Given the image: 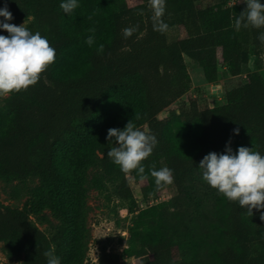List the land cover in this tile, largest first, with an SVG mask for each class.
Listing matches in <instances>:
<instances>
[{"label":"trees","instance_id":"obj_1","mask_svg":"<svg viewBox=\"0 0 264 264\" xmlns=\"http://www.w3.org/2000/svg\"><path fill=\"white\" fill-rule=\"evenodd\" d=\"M5 2L0 0V8ZM62 2L7 0L11 22L32 18L26 27L40 32L56 50L55 63L39 82L8 94L0 110V180L40 179L35 201L27 200L22 208L0 202L3 251L21 264H47L43 253L49 249L61 264H83L90 236L86 195L92 168H100L91 179L99 189L116 183L120 197L130 199L131 176L148 198L161 190L150 174L153 164L161 168V161L174 170L177 191L188 193L203 157L223 153L229 141L234 153L245 146L264 155V78L258 70L226 90L224 104L200 107L190 95L185 63L186 58L197 62L209 84L218 81V66L231 77L240 76L250 55L264 49L257 39L264 29L235 28L246 4L166 0L163 19L179 32L169 42L167 31L153 30L151 6L144 0H78L79 7L70 14L60 8ZM136 25L139 30L124 38L122 29ZM92 35L95 43L89 47L85 41ZM183 96L188 105L179 110L181 123L172 128L158 115ZM129 120L158 140L142 162L144 180L135 170L125 174L107 156L117 146L114 139L108 141V129H123ZM215 208L217 223L208 237L216 242L210 244L206 237L198 241L188 225L169 220L165 203L146 207L134 220L124 255L134 256L136 264H264V209H253L250 216L221 193ZM46 209L59 221L52 237L30 218ZM41 218L49 221L46 215ZM204 247L207 254L202 256L198 251ZM119 263L118 257L101 260Z\"/></svg>","mask_w":264,"mask_h":264},{"label":"clouds","instance_id":"obj_2","mask_svg":"<svg viewBox=\"0 0 264 264\" xmlns=\"http://www.w3.org/2000/svg\"><path fill=\"white\" fill-rule=\"evenodd\" d=\"M149 3L153 30L166 32L169 28L163 19L166 0H149ZM242 3L246 4V7L235 19L236 30L249 26L264 29V3L261 0H242ZM77 7L78 0H64L60 4L66 14H70ZM0 17H3V20H0V29L8 33L7 36L0 35V96H7L36 85L41 79V74L55 63L56 50L40 32L33 34L24 23L17 26L8 22L14 17L8 9L7 0L4 7L0 8ZM138 30L139 25L124 28L123 36L130 38ZM89 31L94 33L95 29L90 28ZM257 39L264 44V32H261ZM85 43L91 47L95 43L94 35L89 36ZM103 51L104 45L101 44L98 52ZM233 131L239 135V128ZM107 139H114L117 145L107 152L113 163L125 174L135 170L141 180L147 179L142 162L151 156L157 146L156 136L141 130L129 120L123 129H108ZM230 143L231 141L223 153L210 152L205 155L199 163V168L203 170V180L211 188L223 194L229 201H238L240 207L246 208L247 213L253 216V209H264V155L254 151L252 147L245 146L238 147L234 153ZM150 174L155 178L158 189L174 182V170L169 167L156 170L153 164ZM260 220L264 221V212H261ZM43 255L47 264H61V259L54 249L45 251Z\"/></svg>","mask_w":264,"mask_h":264},{"label":"rangeland","instance_id":"obj_3","mask_svg":"<svg viewBox=\"0 0 264 264\" xmlns=\"http://www.w3.org/2000/svg\"><path fill=\"white\" fill-rule=\"evenodd\" d=\"M144 2L150 6L149 0H144ZM211 2L231 6L229 5L231 0H211ZM31 20L32 18L19 23L8 22L17 26L24 23L27 26ZM0 35L7 36L8 33L2 29ZM167 37L169 42L178 37L176 26L168 28ZM250 61V64L245 66L242 75L230 79H226L228 73L223 70V67L218 66L219 79L213 84L221 85L222 94L219 95V91L213 93L208 85H204L205 78L201 66L190 58H186L185 63L192 80L190 95L197 98L200 107L224 104L226 102L225 91L246 82L249 73L260 69L264 76V49L258 55L251 54ZM220 96L223 97L220 98ZM7 97L8 95L0 96V110L4 109ZM187 105V96H183L162 111L158 118L165 120L170 127L175 128L181 123L179 110ZM145 128L148 129V126L145 125ZM162 167H166L164 161H161ZM99 172V167L89 171L90 180L86 195V205L89 209L86 222L90 236L83 264H101L103 256L118 257L119 264H136L137 259L134 256L124 255V250L129 246L130 229L141 210L161 203H165L168 219L188 225L198 241L202 237H206L205 240L210 244L216 242V239L213 236L208 237V234L212 226L217 223L215 205L219 193L203 180V170L194 173L188 193H179L173 182L148 198L142 196L139 185L131 176H128L133 195L130 199L120 197L116 183H107L105 189L94 186L91 179ZM39 187L40 179L37 177L27 178L24 181L14 180L9 183L0 180V202L3 206L22 208L27 200H36L34 195ZM41 215H46L49 221L42 219ZM30 218L48 237L53 236L55 227L59 223L48 209L39 215L32 214ZM198 253L205 256L207 254L206 247L199 249ZM0 264H21L18 260L6 257L2 242H0Z\"/></svg>","mask_w":264,"mask_h":264},{"label":"crops","instance_id":"obj_4","mask_svg":"<svg viewBox=\"0 0 264 264\" xmlns=\"http://www.w3.org/2000/svg\"><path fill=\"white\" fill-rule=\"evenodd\" d=\"M177 31H178V30H177ZM178 36H179V32H178ZM250 56H251V55H250ZM250 62H251V61H250V57H249V61H248V63H247L246 65L250 64ZM246 65L243 66L242 74H243V72H244V68H245ZM222 67H223V66H222ZM223 70L226 71V68L223 67ZM257 70H258V72L263 76L261 70H260V69H257ZM242 74H241V75H242ZM244 77H246V75H244ZM230 78H235V77H231V76L228 75V78H226V79H230ZM263 78H264V76H263ZM204 85H208L210 88H212V85H213V84H209V83H206V82H205ZM220 87H221V85H220ZM221 94H222V92H221ZM222 97H223V96H222ZM222 97L220 96V98H222Z\"/></svg>","mask_w":264,"mask_h":264},{"label":"built area","instance_id":"obj_5","mask_svg":"<svg viewBox=\"0 0 264 264\" xmlns=\"http://www.w3.org/2000/svg\"><path fill=\"white\" fill-rule=\"evenodd\" d=\"M242 0H240V1H238V0H231V3L229 4V5H234L235 3H238V2H241ZM214 86V84L212 85V91H213V93H217V91H218V89L217 88H215V87H213Z\"/></svg>","mask_w":264,"mask_h":264},{"label":"water","instance_id":"obj_6","mask_svg":"<svg viewBox=\"0 0 264 264\" xmlns=\"http://www.w3.org/2000/svg\"><path fill=\"white\" fill-rule=\"evenodd\" d=\"M213 87H215V88H217L218 89V93H219V95L221 94V90H220V85L219 84H214V86Z\"/></svg>","mask_w":264,"mask_h":264},{"label":"bare ground","instance_id":"obj_7","mask_svg":"<svg viewBox=\"0 0 264 264\" xmlns=\"http://www.w3.org/2000/svg\"><path fill=\"white\" fill-rule=\"evenodd\" d=\"M183 56V55H182ZM247 58H248V56H247Z\"/></svg>","mask_w":264,"mask_h":264}]
</instances>
